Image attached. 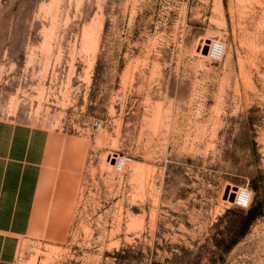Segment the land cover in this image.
<instances>
[{"label":"rangeland","instance_id":"rangeland-1","mask_svg":"<svg viewBox=\"0 0 264 264\" xmlns=\"http://www.w3.org/2000/svg\"><path fill=\"white\" fill-rule=\"evenodd\" d=\"M0 134L47 150L13 264H264V0H0Z\"/></svg>","mask_w":264,"mask_h":264},{"label":"crops","instance_id":"crops-1","mask_svg":"<svg viewBox=\"0 0 264 264\" xmlns=\"http://www.w3.org/2000/svg\"><path fill=\"white\" fill-rule=\"evenodd\" d=\"M46 153L39 144L23 149L0 138V264L14 263L37 209L39 213Z\"/></svg>","mask_w":264,"mask_h":264},{"label":"built area","instance_id":"built-area-1","mask_svg":"<svg viewBox=\"0 0 264 264\" xmlns=\"http://www.w3.org/2000/svg\"><path fill=\"white\" fill-rule=\"evenodd\" d=\"M220 49V43L215 41L213 47H212V58L217 59V53L218 50ZM113 161V169L115 172L120 173L123 170L124 167V158H122L119 155H115L111 157ZM237 191V190H236ZM234 204L235 206L242 208V209H247L250 206L251 202V192L247 188H240L239 194L234 195Z\"/></svg>","mask_w":264,"mask_h":264},{"label":"bare ground","instance_id":"bare-ground-1","mask_svg":"<svg viewBox=\"0 0 264 264\" xmlns=\"http://www.w3.org/2000/svg\"><path fill=\"white\" fill-rule=\"evenodd\" d=\"M214 43H215V41L210 42V44L206 45L208 47V56L211 57V58H212V47H213ZM223 53H224V45L220 44V49L218 50V53H217V59H220L221 56L223 55ZM239 191H240V188H237V191H233L232 189H227L224 192V196L226 198L230 199L233 194L234 195H238Z\"/></svg>","mask_w":264,"mask_h":264},{"label":"water","instance_id":"water-1","mask_svg":"<svg viewBox=\"0 0 264 264\" xmlns=\"http://www.w3.org/2000/svg\"><path fill=\"white\" fill-rule=\"evenodd\" d=\"M205 52H206V48H205ZM232 199H233V195L231 196L230 200H232Z\"/></svg>","mask_w":264,"mask_h":264}]
</instances>
